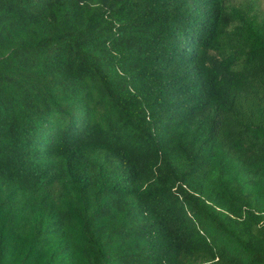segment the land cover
Segmentation results:
<instances>
[{"label":"trees","instance_id":"1","mask_svg":"<svg viewBox=\"0 0 264 264\" xmlns=\"http://www.w3.org/2000/svg\"><path fill=\"white\" fill-rule=\"evenodd\" d=\"M0 0V264H264V9Z\"/></svg>","mask_w":264,"mask_h":264},{"label":"rangeland","instance_id":"2","mask_svg":"<svg viewBox=\"0 0 264 264\" xmlns=\"http://www.w3.org/2000/svg\"><path fill=\"white\" fill-rule=\"evenodd\" d=\"M236 4H250L256 2L260 9H264V0H235Z\"/></svg>","mask_w":264,"mask_h":264}]
</instances>
